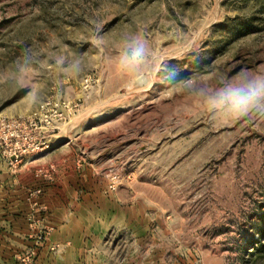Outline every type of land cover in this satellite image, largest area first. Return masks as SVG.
Returning a JSON list of instances; mask_svg holds the SVG:
<instances>
[{"label": "rangeland", "instance_id": "obj_1", "mask_svg": "<svg viewBox=\"0 0 264 264\" xmlns=\"http://www.w3.org/2000/svg\"><path fill=\"white\" fill-rule=\"evenodd\" d=\"M261 82L264 0H0V123L20 164L71 146L89 264H264V107L209 104ZM96 192L135 226L104 201L101 234Z\"/></svg>", "mask_w": 264, "mask_h": 264}, {"label": "crops", "instance_id": "obj_2", "mask_svg": "<svg viewBox=\"0 0 264 264\" xmlns=\"http://www.w3.org/2000/svg\"><path fill=\"white\" fill-rule=\"evenodd\" d=\"M64 144L57 143L47 154L25 164L0 161V264H24L22 258L32 251L33 264H89L92 259L86 250L93 236L87 226L88 206L74 197L81 180L76 174V186L70 178L75 158L69 155L71 146ZM41 167L50 170L51 179L37 177ZM116 194L105 201L96 192L93 208L97 211L100 202L111 203V212L105 214L113 217L111 224L119 222L130 230L135 226V207L122 203ZM99 212L102 218L99 214L95 225L102 234L109 220L104 218L102 205ZM46 232V243L40 245L38 239ZM100 233L95 237L101 238Z\"/></svg>", "mask_w": 264, "mask_h": 264}, {"label": "clouds", "instance_id": "obj_3", "mask_svg": "<svg viewBox=\"0 0 264 264\" xmlns=\"http://www.w3.org/2000/svg\"><path fill=\"white\" fill-rule=\"evenodd\" d=\"M143 57V46L134 47L130 54H124L121 59V66L131 69L138 65ZM262 98H264V82L250 84L246 88L228 86L210 98L209 104L213 109H226L239 117L247 115L253 108L264 107L260 105Z\"/></svg>", "mask_w": 264, "mask_h": 264}, {"label": "built area", "instance_id": "obj_4", "mask_svg": "<svg viewBox=\"0 0 264 264\" xmlns=\"http://www.w3.org/2000/svg\"><path fill=\"white\" fill-rule=\"evenodd\" d=\"M11 125L1 122L0 123V161L1 160H11V165L15 166L20 164L21 156L23 154V145L20 143L18 135H14L10 132ZM52 171V169H51ZM37 177H40L37 174ZM47 177V176H45ZM40 192L37 191L36 195H39ZM45 239L44 236H40L38 241ZM34 252H29L24 258H22L24 264H33L34 261Z\"/></svg>", "mask_w": 264, "mask_h": 264}]
</instances>
